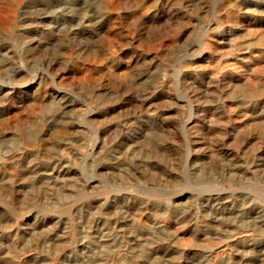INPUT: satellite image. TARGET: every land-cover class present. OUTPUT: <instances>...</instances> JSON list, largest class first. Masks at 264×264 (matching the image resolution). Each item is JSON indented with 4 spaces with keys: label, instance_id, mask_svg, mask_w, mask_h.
Returning <instances> with one entry per match:
<instances>
[{
    "label": "rangeland",
    "instance_id": "obj_1",
    "mask_svg": "<svg viewBox=\"0 0 264 264\" xmlns=\"http://www.w3.org/2000/svg\"><path fill=\"white\" fill-rule=\"evenodd\" d=\"M263 36L264 0H0V195L264 205Z\"/></svg>",
    "mask_w": 264,
    "mask_h": 264
},
{
    "label": "bare ground",
    "instance_id": "obj_2",
    "mask_svg": "<svg viewBox=\"0 0 264 264\" xmlns=\"http://www.w3.org/2000/svg\"><path fill=\"white\" fill-rule=\"evenodd\" d=\"M83 189L0 195L15 215L0 217V264H264V205L251 193L206 191L189 210L176 206L184 192L168 207L144 192Z\"/></svg>",
    "mask_w": 264,
    "mask_h": 264
}]
</instances>
